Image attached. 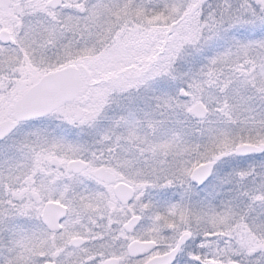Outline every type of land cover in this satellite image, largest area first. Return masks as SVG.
<instances>
[{
    "label": "snow or ice",
    "instance_id": "obj_1",
    "mask_svg": "<svg viewBox=\"0 0 264 264\" xmlns=\"http://www.w3.org/2000/svg\"><path fill=\"white\" fill-rule=\"evenodd\" d=\"M0 264H264V0H0Z\"/></svg>",
    "mask_w": 264,
    "mask_h": 264
}]
</instances>
